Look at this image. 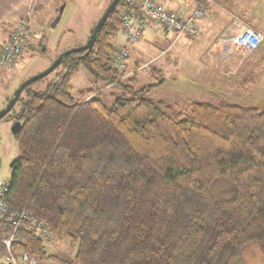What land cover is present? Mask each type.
I'll list each match as a JSON object with an SVG mask.
<instances>
[{"label": "trees", "instance_id": "obj_1", "mask_svg": "<svg viewBox=\"0 0 264 264\" xmlns=\"http://www.w3.org/2000/svg\"><path fill=\"white\" fill-rule=\"evenodd\" d=\"M124 9L122 0L89 53L63 59L15 104L20 155L0 234L24 212L74 248L71 260L48 255L20 222L14 251L37 264H245L248 246L264 252V112L151 100L163 84L154 72L143 87L135 76L121 82L109 59ZM79 68L120 90L110 106L92 89L71 96Z\"/></svg>", "mask_w": 264, "mask_h": 264}, {"label": "rangeland", "instance_id": "obj_2", "mask_svg": "<svg viewBox=\"0 0 264 264\" xmlns=\"http://www.w3.org/2000/svg\"><path fill=\"white\" fill-rule=\"evenodd\" d=\"M110 2L40 0V6H37L33 1L27 18L30 38L22 55L13 66L0 68V110L22 82L45 70L63 51L85 45L91 29ZM216 5L226 11L218 9L214 14V32L205 28L203 33L204 29H201L195 39L183 36L174 42L171 32L149 24L140 40L132 45L127 68L119 72L122 75L120 81L124 83L128 77L135 76L138 87H143L154 82L150 74L154 72L156 82L163 80V84L147 96L151 100L179 106L193 102H224L264 112V42L250 54L217 43L218 38H222L217 34L224 28L229 30L228 35L224 34V40L242 28L261 33L264 38V0H215ZM126 42L119 33L112 44L116 47L126 45ZM58 71L32 84L33 89H43ZM87 89L99 93L106 106H110L120 94L114 85L94 83L88 71L79 68L71 81V96ZM18 112L19 106L15 105L10 116L0 120V185L9 181L10 165L20 155L13 136L14 115ZM52 238L45 247L46 253L71 260L75 251L69 242ZM243 255L245 264H264V252L256 244L248 246Z\"/></svg>", "mask_w": 264, "mask_h": 264}, {"label": "built area", "instance_id": "obj_3", "mask_svg": "<svg viewBox=\"0 0 264 264\" xmlns=\"http://www.w3.org/2000/svg\"><path fill=\"white\" fill-rule=\"evenodd\" d=\"M213 0H208L212 2ZM208 15L202 8H196L189 15L178 16L168 10L161 0H125V9L121 15V36L127 41L126 45H119L114 48L109 62L118 72L126 70L127 60L130 57V47L136 44L142 33L147 28V21H150L165 32L174 35V42L183 36L195 39L199 35L200 22ZM28 18V16H27ZM20 21L9 35L6 43L0 47V68L6 69L13 66L21 57L29 38L30 25L28 20ZM263 36L250 30L242 28L237 34L230 35L227 40L222 38L219 42L229 49L241 53H253L262 44ZM8 189V182L0 185V222L7 215V207L3 202V196ZM11 231L6 235L0 234V264H37L36 257L23 252H15L13 246L19 241L18 226L20 222H26L28 230L33 238L49 244L52 237L48 234L46 225L33 219L27 213H17L7 216Z\"/></svg>", "mask_w": 264, "mask_h": 264}, {"label": "crops", "instance_id": "obj_4", "mask_svg": "<svg viewBox=\"0 0 264 264\" xmlns=\"http://www.w3.org/2000/svg\"><path fill=\"white\" fill-rule=\"evenodd\" d=\"M33 1L37 2V6H40L39 4L40 0H0V47L1 45H3L8 41L9 35L11 31L14 29V27L20 21H23L24 19L27 18L28 15H30V10L32 8ZM161 1L168 10H170L171 12H173L175 15L178 16L189 15L196 8H201L200 7L201 4L200 5L198 4L200 0H180V2H178V0H161ZM202 2L204 3L207 2L210 6H209V10L205 9L208 15L200 22V31L201 29L202 30L204 29L203 33L208 30H213L214 32L215 30V25H214L215 19L213 18L214 14L216 15L218 9L219 10L224 9V11H226L225 10L226 8L217 5L214 6L215 0H213L212 2H208V0H202ZM149 24H151V22L147 21L146 30H148ZM205 28L207 29L206 31ZM225 29L226 28H224L223 31L220 30L221 32L218 33L217 35L219 36L221 34L222 38L224 34L225 36L228 35L229 30H225ZM218 39L219 40H217V43L220 44L218 42L220 41V38ZM217 43H215V46ZM131 48L132 46L130 47V52H131Z\"/></svg>", "mask_w": 264, "mask_h": 264}, {"label": "water", "instance_id": "obj_5", "mask_svg": "<svg viewBox=\"0 0 264 264\" xmlns=\"http://www.w3.org/2000/svg\"><path fill=\"white\" fill-rule=\"evenodd\" d=\"M122 0H112L106 10L104 11L103 15L100 17V19L97 21L95 26L91 29L90 35L88 40L86 41L85 45L78 47V48H71L63 51L60 53L53 61L52 63L41 73L25 80L22 82L18 88L14 91L12 97L7 101L5 107H3L0 110V120H2L7 114L10 113V111L14 108L15 104L17 103L18 99L20 98L22 92L32 84L36 83L37 81H40L41 79L46 78L49 74H51L55 69H57L62 60L68 57L69 55L72 54H78V53H83L85 52L86 54L89 53V51L92 49L97 35L100 33L103 25L107 21L108 17L111 15V13L115 10L119 2ZM19 124L16 123L13 126V135L18 132L19 129Z\"/></svg>", "mask_w": 264, "mask_h": 264}]
</instances>
